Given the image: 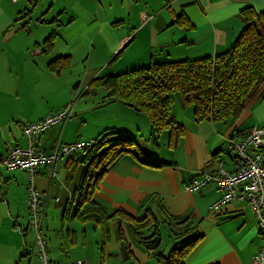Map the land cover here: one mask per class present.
Masks as SVG:
<instances>
[{
  "label": "crops",
  "instance_id": "obj_1",
  "mask_svg": "<svg viewBox=\"0 0 264 264\" xmlns=\"http://www.w3.org/2000/svg\"><path fill=\"white\" fill-rule=\"evenodd\" d=\"M33 2L35 0H0V83L9 74L11 62L6 59L16 57L24 58L25 61L26 57L34 60L44 56L47 69L56 58H75L80 50V47H75L79 40L89 42V50L92 49L86 59L87 74L77 80L76 76L66 78L69 84L74 83V91L62 103H51L46 111H43L44 108L40 110L38 107V111L34 108L31 116L19 124V131L25 137L23 128L27 124L58 112L73 101L74 95L78 96L71 119L64 125L44 132L34 142L35 150L44 153H51L57 146L77 141H95L113 131L138 137L142 131L141 122L137 119L130 123L123 122L118 116L129 108L108 101V93L104 88H90L91 83L101 77L99 72L110 63L117 61L115 70L108 73L114 76L154 63L215 57L227 52L244 29L245 22L241 14L245 10L251 8L257 14L264 12V0H69L68 4L62 5L61 11L56 7V15L51 21L46 23L45 20H37L47 29L45 32L58 36L52 52L57 48L61 36L62 42L67 44L60 54L51 52L43 55L40 44L45 41L35 40L30 47L26 42V34L36 32L32 22L34 10L30 7ZM54 6L53 3L44 16L51 13ZM178 16H183L186 25L176 23ZM22 36L24 38L20 42ZM32 49L34 57L29 54ZM118 54L120 56L114 59ZM48 72L59 79L65 73L63 71L55 76L49 69ZM30 82L34 80L30 79ZM92 92L96 96L89 95ZM48 96L53 97L55 94L49 92ZM98 97V104L91 101ZM100 108H104L106 119L95 117V110ZM127 111L141 115L132 109ZM174 114L185 130L180 137L164 132L158 143L146 140L149 132L148 135L144 132L142 137V142L147 144L145 150L148 155L167 166L151 168L141 165L129 155L122 157L102 180L94 195L95 203L108 216L121 210L134 217L152 212L160 224L162 238L161 249L155 254L167 255L176 244L168 223L170 217L174 216L182 221L188 220L193 232L201 237L184 264H251L264 247L259 221L251 207L240 201H232L215 208L223 195L215 184H209L199 193L188 191L187 187L194 181H201L207 174H216L221 166L228 172L236 170L234 152L227 140L253 127H264V96H257L238 122L227 125L197 123L192 108L180 107ZM89 115L90 119L87 118ZM143 124L146 128V122ZM14 140L16 146H21L20 138L14 137ZM16 146L8 144L3 153ZM70 163L61 160L56 167V176L62 169L66 170L63 185L68 189L67 203L59 209L55 207V203L61 202L59 198L54 200L55 203L48 200L52 168L40 166L33 179L37 190L46 196L42 227L44 235L48 240L50 224L46 216L47 213L49 216L54 213L58 219L56 223H51L56 226L53 238L60 237L57 239L60 247L71 248L68 256L61 254L52 258L48 240L53 263L56 264L55 259L58 264H70L72 257L91 258L83 254L75 256L74 253L78 248L87 250L92 241L98 254L95 262L90 260V264H157L153 255L133 238L125 223L121 224V228L132 258L123 260L117 235L120 224L118 217L108 224L65 220V209L74 197V191L71 192L69 188L75 180L71 184L68 181ZM3 169L5 172L0 171V191L3 195L0 200V264H39L33 256L35 235L28 227L29 175L22 170L9 172ZM144 233L150 236L153 231L149 229Z\"/></svg>",
  "mask_w": 264,
  "mask_h": 264
},
{
  "label": "trees",
  "instance_id": "obj_2",
  "mask_svg": "<svg viewBox=\"0 0 264 264\" xmlns=\"http://www.w3.org/2000/svg\"><path fill=\"white\" fill-rule=\"evenodd\" d=\"M241 16L245 27L225 53L195 60L154 63L120 75L98 78L91 83L90 88H104L108 93L107 100L111 103H119L145 115L151 123L152 140L155 143H158L164 132H170L173 137L184 134L183 125L173 114L177 98L183 109H193L197 123H236L257 96H264V12L257 14L250 8ZM176 23L186 25V20L178 16ZM55 37L53 34L44 42L43 53L50 54L53 51ZM119 56L116 55L114 59ZM70 65V56L59 57L49 64L48 69L61 74ZM111 135L99 137L91 146L77 152L79 155L74 154L68 160L71 162L69 184L73 182L78 167L83 166L85 169L79 186L74 190L73 201L65 209V220L108 224L118 217L120 224L117 235L123 260L132 258L121 228V224L125 223L133 238L153 255L157 264H184L186 257L201 240L193 232L188 220L170 217L168 223L177 242L167 255L155 254L161 249L162 238L160 224L152 212L134 217L121 210L108 216L95 203L94 195L102 180L122 157L129 155L146 167L159 169L167 166L149 156L131 138L111 139ZM149 229L153 233L147 236L144 232Z\"/></svg>",
  "mask_w": 264,
  "mask_h": 264
},
{
  "label": "rangeland",
  "instance_id": "obj_3",
  "mask_svg": "<svg viewBox=\"0 0 264 264\" xmlns=\"http://www.w3.org/2000/svg\"><path fill=\"white\" fill-rule=\"evenodd\" d=\"M53 3L55 4L54 10H52L51 13L46 14L44 16V12L49 10V8L51 7ZM68 3H69V0H58V1L57 0H35V2H33L32 5H30L31 10L32 11L34 10V16H33L32 22L34 23L33 30H35L36 32L32 34L30 33L26 34V42L28 43L29 47L31 46L32 43H34L35 40L46 41L53 34L56 35V33L45 32V30L47 29H44L42 27L43 25L39 24L37 20L42 19V20H45L46 23L51 21L53 17H55L56 15L55 14L56 7L59 8V11H61L62 5L68 4ZM66 20H67V17L64 18V21ZM50 25L51 24L47 26H50ZM44 36L45 38L42 39V37ZM57 37L58 36L56 35L55 39ZM23 38L24 37L22 36V39H20V42L23 40ZM60 38L61 39L57 41L58 42L57 48L55 49L54 52H52L54 53V55L60 54V52L62 53L64 48L67 46L66 42H62V36ZM55 41L56 40H54V43ZM43 44L44 43L40 44V50L43 55H46L45 53L42 52V50L45 49ZM75 47L77 48L80 47V50L77 51L75 58L72 57L70 67L64 70L65 71L63 75L64 77L62 76L60 79L57 77H54V75L48 72V68L46 69L45 62L43 61V58L45 60L44 56L39 57L34 60L26 57L25 61H23L24 58L19 59L16 57H12L11 59H6L10 61L11 64L8 68L9 74L6 76L4 82L0 83V153L4 154L3 152L6 150L8 144L11 146H16L17 143L14 140V137L20 138L21 146H23V148H26L28 146L27 144L28 139L26 136L24 137L22 136L23 134L20 133L19 124L25 122L26 121L25 119L31 116V114L34 112V108L36 109V111H38V107L40 110L44 108L43 111H46L49 109V105H51V103L53 104L62 103L65 97L69 95L71 91H74L73 89L74 83L71 85L67 82L66 78H68V76L70 77L76 76V80H77L78 78L84 77L87 74L89 70H88V62L86 61V59L89 57L90 51H92V49L89 50V47L91 48V46L89 45V42H86V40H79L76 43ZM32 51H34V49H32L29 52V54L34 57V53ZM55 57H58V56H55ZM116 62L117 61H114L110 63L107 67L103 68V70L99 72V75H101L100 78L113 76L112 74H108V73L112 69L115 68ZM35 63L37 64L36 67H34ZM105 70L106 72H104ZM56 75L58 74H55V76ZM30 79H33L34 82H30ZM25 83L27 84V91L26 90L24 91V86L26 85ZM95 90H98V89H95ZM49 92L55 94V96L53 97L48 96ZM94 93L95 92L89 93V95L96 96L94 95ZM77 97H78L77 95L74 96L73 102H71L73 103V106L76 103ZM99 99L100 98L98 97L96 100H91V101L93 103L98 104ZM180 107H181L180 102H179V99L177 98L175 105L173 107V114L177 111V108L180 109ZM124 110H125V113L123 115L118 114V116L120 117V121H123V122L128 121V123H130L129 121L137 119L141 122L142 131L139 132L138 137L134 138L132 136H129L126 134L124 135L117 131L109 132L107 135L114 134V135H111V139L120 138V137L131 138L132 140L138 142L139 145H141L142 149H146L147 144L142 142V139H143L142 137H143L144 132L146 133V135H148V132H149V136L146 138V140L149 142L152 140V130H151L150 121L145 115L141 114L140 116H138L132 113L131 111H127L129 109H124ZM95 113H96L95 117L98 119L104 117V108L95 110ZM129 114L131 115L129 116ZM71 117L68 120H70ZM87 118L90 119V115L87 116ZM104 119L106 118L104 117ZM111 121H114V119H112ZM145 122H146V128H145V124H143ZM147 124H148V128H147ZM42 134L38 135L36 139L38 140ZM93 141L94 140L90 142H93ZM78 142H82V141H77L76 143ZM3 147H4V150L2 151ZM35 147H36V143H35ZM75 155H79V154L75 153ZM3 168L4 167L1 165L0 171H4ZM84 169L85 168L83 166L78 167L75 173V176H74L75 181L69 188L71 192L74 191V188L76 189L79 186L80 181H81V176L83 175ZM65 173H66V170L62 169V171H60L58 176L52 177V180H51L52 182L51 190H50L48 200L50 202H54L55 199L59 198L61 201L60 203L54 202L55 207L58 209L62 207L63 204L67 203L66 199L68 196V189L66 185H63ZM7 175H10V174H7ZM47 217L49 221L48 223L50 224L49 226L50 228L48 229V232H47V237L50 243L51 257L54 258V255L57 256L61 254L68 256L70 254L71 248L67 247L65 249V248L60 247L59 241H57V239H59L60 237L53 238L54 229L56 226L51 225V223L52 224L56 223L58 219L57 216H55L54 213L52 214V216H49V213H47L46 218ZM55 235H57V233ZM74 254L75 256H78V255L80 256L82 254L88 255V256H91V258H88L89 259L88 260V259H82V258L76 259L72 257V261L70 262V264L76 263L77 261L90 264L91 262L93 263L95 262V257L98 254V250L94 242L91 241L89 243V247L87 250L78 248ZM55 260H54L55 263L58 264L57 259Z\"/></svg>",
  "mask_w": 264,
  "mask_h": 264
},
{
  "label": "built area",
  "instance_id": "obj_4",
  "mask_svg": "<svg viewBox=\"0 0 264 264\" xmlns=\"http://www.w3.org/2000/svg\"><path fill=\"white\" fill-rule=\"evenodd\" d=\"M74 107L75 105L70 103L54 114L27 124L23 133L28 139V148L10 147L6 153H0V166L9 172L22 170L29 175L28 227L35 235L33 256L39 264L54 263L50 257L48 240L42 231L46 196L34 186V175L40 166L45 165L50 166L51 175L56 176V167L61 160L71 159L75 153L88 148L93 142H74L57 146L51 153L36 151L33 144L38 135L53 127L64 125L72 116ZM227 142L234 152L236 170L228 172L221 166L216 174H207L201 181H194L187 190L199 193L209 184H215L223 194L216 202L215 208L223 207L232 201L248 204L258 218V227L264 239V127H253L246 133L233 135ZM2 199L0 191V200ZM73 264L86 263L77 261ZM251 264H264V247Z\"/></svg>",
  "mask_w": 264,
  "mask_h": 264
}]
</instances>
